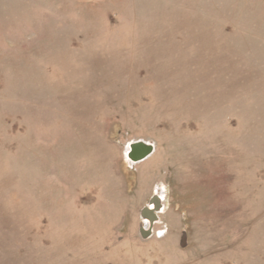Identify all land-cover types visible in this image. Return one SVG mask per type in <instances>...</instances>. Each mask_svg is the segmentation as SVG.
<instances>
[{
    "label": "rangeland",
    "instance_id": "rangeland-1",
    "mask_svg": "<svg viewBox=\"0 0 264 264\" xmlns=\"http://www.w3.org/2000/svg\"><path fill=\"white\" fill-rule=\"evenodd\" d=\"M0 264H264V0H0Z\"/></svg>",
    "mask_w": 264,
    "mask_h": 264
},
{
    "label": "water",
    "instance_id": "water-1",
    "mask_svg": "<svg viewBox=\"0 0 264 264\" xmlns=\"http://www.w3.org/2000/svg\"><path fill=\"white\" fill-rule=\"evenodd\" d=\"M154 152V145L143 142L133 141L126 147V158L131 164H137L148 158ZM165 200H159L152 196L139 213V218L142 222L148 223V228L145 229L142 225L138 229V235L141 240L146 241L153 235V226L158 222V214L165 209ZM162 233H156V236H161ZM186 234L182 233L180 240V247H185Z\"/></svg>",
    "mask_w": 264,
    "mask_h": 264
},
{
    "label": "built area",
    "instance_id": "built-area-1",
    "mask_svg": "<svg viewBox=\"0 0 264 264\" xmlns=\"http://www.w3.org/2000/svg\"><path fill=\"white\" fill-rule=\"evenodd\" d=\"M153 196H155L156 198H158L159 200H165V195L164 192L161 190L159 191L157 189V191H155V193L153 194ZM145 229L148 228V223L147 222H142L141 224Z\"/></svg>",
    "mask_w": 264,
    "mask_h": 264
},
{
    "label": "crops",
    "instance_id": "crops-1",
    "mask_svg": "<svg viewBox=\"0 0 264 264\" xmlns=\"http://www.w3.org/2000/svg\"><path fill=\"white\" fill-rule=\"evenodd\" d=\"M150 156H151V155H150ZM150 156H149V157H150ZM149 157H148V158H149ZM146 159H147V158H146ZM146 159H145V160H146ZM145 160H143V161H145ZM143 161H141V162H143ZM141 162H139V163H141ZM139 163H137V164H139ZM144 207H145V206H144ZM144 207H141V208L139 209V213H140V211H141Z\"/></svg>",
    "mask_w": 264,
    "mask_h": 264
},
{
    "label": "bare ground",
    "instance_id": "bare-ground-1",
    "mask_svg": "<svg viewBox=\"0 0 264 264\" xmlns=\"http://www.w3.org/2000/svg\"><path fill=\"white\" fill-rule=\"evenodd\" d=\"M125 159L128 161V159L125 157Z\"/></svg>",
    "mask_w": 264,
    "mask_h": 264
}]
</instances>
